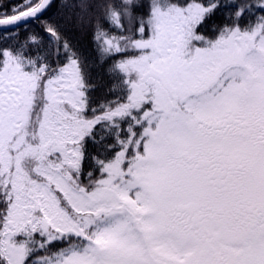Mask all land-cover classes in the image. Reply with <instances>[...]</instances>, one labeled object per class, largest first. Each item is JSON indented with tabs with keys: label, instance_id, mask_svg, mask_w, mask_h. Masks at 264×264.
Masks as SVG:
<instances>
[{
	"label": "snow or ice",
	"instance_id": "1",
	"mask_svg": "<svg viewBox=\"0 0 264 264\" xmlns=\"http://www.w3.org/2000/svg\"><path fill=\"white\" fill-rule=\"evenodd\" d=\"M51 4H0V264H264V0Z\"/></svg>",
	"mask_w": 264,
	"mask_h": 264
},
{
	"label": "trees",
	"instance_id": "2",
	"mask_svg": "<svg viewBox=\"0 0 264 264\" xmlns=\"http://www.w3.org/2000/svg\"><path fill=\"white\" fill-rule=\"evenodd\" d=\"M16 0H0V4L7 5L9 8L12 3H15ZM74 3V0H52V4L49 7L48 11L44 14L43 18L50 19L57 22H65L70 13L73 12L71 7L66 5H71ZM215 22H220V17L214 18ZM212 21H209L211 24ZM32 27H35L33 25ZM68 36L73 40V42L77 43L80 47L82 53L85 57L90 55H94L92 52V36H91V28L88 26H78L75 22L68 24ZM39 31V29H37ZM24 33H22L23 35ZM95 71V70H94Z\"/></svg>",
	"mask_w": 264,
	"mask_h": 264
}]
</instances>
